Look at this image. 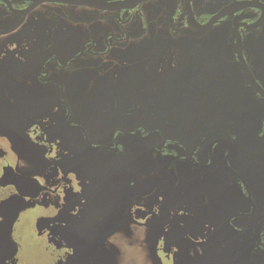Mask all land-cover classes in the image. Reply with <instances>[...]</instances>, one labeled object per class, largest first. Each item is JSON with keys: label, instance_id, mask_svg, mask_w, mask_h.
I'll return each mask as SVG.
<instances>
[{"label": "flooded vegetation", "instance_id": "flooded-vegetation-1", "mask_svg": "<svg viewBox=\"0 0 264 264\" xmlns=\"http://www.w3.org/2000/svg\"><path fill=\"white\" fill-rule=\"evenodd\" d=\"M2 127L67 256L264 264V0H0Z\"/></svg>", "mask_w": 264, "mask_h": 264}, {"label": "rangeland", "instance_id": "rangeland-1", "mask_svg": "<svg viewBox=\"0 0 264 264\" xmlns=\"http://www.w3.org/2000/svg\"><path fill=\"white\" fill-rule=\"evenodd\" d=\"M10 140L9 132L2 127L0 165L5 164L6 159L3 160V156L10 159L13 156L9 147ZM15 149L14 157L19 151ZM21 159L18 155V160ZM74 198L72 187L71 193H65L61 202L65 206ZM55 200L53 197L44 196L41 203L24 204L14 192L0 190V264H103L102 260L91 256L66 255L69 247L73 245L69 246L71 244L64 242L63 247L61 240L56 238L59 235L54 236V229L51 228V220H55L59 213L55 211L57 208L51 206ZM111 245L114 256H106L105 264H172L176 260L172 256H148L150 243L136 233L124 234Z\"/></svg>", "mask_w": 264, "mask_h": 264}, {"label": "water", "instance_id": "water-1", "mask_svg": "<svg viewBox=\"0 0 264 264\" xmlns=\"http://www.w3.org/2000/svg\"><path fill=\"white\" fill-rule=\"evenodd\" d=\"M101 257L106 258V256H101Z\"/></svg>", "mask_w": 264, "mask_h": 264}, {"label": "bare ground", "instance_id": "bare-ground-1", "mask_svg": "<svg viewBox=\"0 0 264 264\" xmlns=\"http://www.w3.org/2000/svg\"><path fill=\"white\" fill-rule=\"evenodd\" d=\"M19 242H17V244H18Z\"/></svg>", "mask_w": 264, "mask_h": 264}]
</instances>
